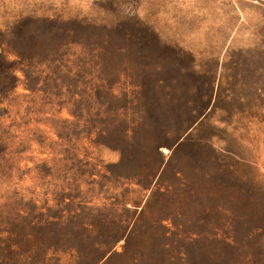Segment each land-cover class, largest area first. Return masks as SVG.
I'll return each instance as SVG.
<instances>
[{
	"label": "rangeland",
	"instance_id": "1",
	"mask_svg": "<svg viewBox=\"0 0 264 264\" xmlns=\"http://www.w3.org/2000/svg\"><path fill=\"white\" fill-rule=\"evenodd\" d=\"M0 264H264V0H0Z\"/></svg>",
	"mask_w": 264,
	"mask_h": 264
}]
</instances>
